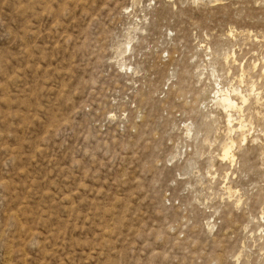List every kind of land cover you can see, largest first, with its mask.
I'll return each instance as SVG.
<instances>
[{"label":"rangeland","instance_id":"rangeland-1","mask_svg":"<svg viewBox=\"0 0 264 264\" xmlns=\"http://www.w3.org/2000/svg\"><path fill=\"white\" fill-rule=\"evenodd\" d=\"M0 264H264V0H0Z\"/></svg>","mask_w":264,"mask_h":264},{"label":"bare ground","instance_id":"bare-ground-1","mask_svg":"<svg viewBox=\"0 0 264 264\" xmlns=\"http://www.w3.org/2000/svg\"><path fill=\"white\" fill-rule=\"evenodd\" d=\"M220 101L222 102L221 104H224V106H226L228 109H232L234 107H237V103L232 99V97L230 95H224V96H222L220 98ZM241 126H242V124H241ZM231 148H232V146H227L225 148L224 154H223V157L224 158H227V157L232 158V156H231Z\"/></svg>","mask_w":264,"mask_h":264}]
</instances>
